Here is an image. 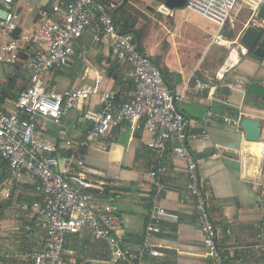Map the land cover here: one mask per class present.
<instances>
[{"label": "crops", "instance_id": "crops-1", "mask_svg": "<svg viewBox=\"0 0 264 264\" xmlns=\"http://www.w3.org/2000/svg\"><path fill=\"white\" fill-rule=\"evenodd\" d=\"M67 1L13 0L15 29L20 34L13 39L12 31H0V53L10 41L25 36L30 40L21 43L16 63L0 61V114L11 112L19 94L30 84L27 66L39 48L34 41L37 27L52 14L54 6L63 7ZM97 1L112 7L121 29L127 22L135 30L141 29V18L146 13L138 3L145 0ZM147 10L151 11L149 7ZM159 14L162 19L174 18L169 10ZM255 23L264 28V24L247 17L239 29L231 25L227 38L225 26L221 32L225 43L221 45L212 43L216 26L211 34L191 44L192 49L186 53L173 52L171 47L156 48L152 32H144L142 40L144 54L165 71L166 84L184 92L178 107L188 121V147L208 195L209 212L226 264H264V56H254L239 43L247 25ZM172 33L179 37L176 30ZM93 34V28L86 29L74 42L67 64L45 75L44 91L93 88L97 83L99 93L119 90L127 94L134 88L131 70L118 62L112 43L104 38L94 42ZM237 82L243 86L236 88ZM198 83L216 89H200ZM122 97L118 96L116 103H121ZM88 111H100L98 95H92L77 110L64 112L59 125L39 119L36 134L57 146L56 155L61 160L69 158L75 146L81 145L78 150L84 161L83 172L106 191L98 200L114 205L126 250L137 255L147 243L160 253L158 257L144 254L143 264H212L196 226L185 164L172 153L175 141H170L165 151L151 150L147 144L154 136L142 126L136 129L124 123L104 138L90 142L86 140L90 123L83 118ZM236 112L239 127L231 123ZM243 118L259 122V143L245 140L240 129ZM67 142L71 145L67 146ZM10 180V171L0 159V246L6 244L0 247V264H24V255L37 250L43 239V231L33 227L28 209L37 198L35 181L20 174L12 181L9 199H5ZM157 209L177 218L160 217L162 232L146 239V224ZM64 260L65 264H108L109 251L103 242L83 234L68 236Z\"/></svg>", "mask_w": 264, "mask_h": 264}, {"label": "built area", "instance_id": "built-area-1", "mask_svg": "<svg viewBox=\"0 0 264 264\" xmlns=\"http://www.w3.org/2000/svg\"><path fill=\"white\" fill-rule=\"evenodd\" d=\"M262 5L264 0H185L184 8L214 23L218 31L212 43L221 45L225 43L221 32L226 25L234 24L237 12L247 7L253 20ZM164 11L166 9L162 6L159 12ZM2 12L5 13L4 18ZM15 19L13 0H0V31H13ZM89 28L94 29V42L104 38L112 43L118 62L127 64L131 70L134 88L127 94L119 90L99 93L97 83L93 88L44 91L45 75L67 64L74 42ZM29 40L25 36L21 40L10 41L2 47L0 61L16 63L21 43ZM34 41L39 48L27 66L30 84L19 94L13 110L0 114V159L11 174L4 198L9 199L12 181L20 174L25 173L34 180L37 198L28 209L32 213L33 227L43 231L38 249L26 253L23 263L65 264L66 238L80 234L107 246L108 264H143L141 259L144 254L160 255L147 243L137 255L122 245L120 220L114 205L98 200L97 197L104 196L106 191L83 172L84 161L78 150L81 145L75 146L69 158L61 160L56 155L57 146L36 134L39 119L59 125L64 112L77 110L92 95H98L100 111H88L83 117L90 123L86 140L96 142L111 130L130 123L136 129L142 126L154 136L147 144L151 150L165 151L169 142L175 141L172 153L185 164L187 190L193 200L196 226L207 249V257L212 264H226L225 253L218 243L209 212L208 195L197 162L188 147V121L178 107V103L185 98L184 92L166 84L161 70L149 56L140 52L133 37L123 33L117 25L112 7L97 0H68L63 7L54 6L52 14L45 16L37 27ZM198 86L200 89H216L210 84L198 83ZM234 86L241 88L243 84L237 82ZM120 95L124 99L118 104L115 99ZM231 123L239 127L238 120ZM164 171L162 169L161 173ZM160 217L177 218L163 209L155 210L146 224V239L162 232Z\"/></svg>", "mask_w": 264, "mask_h": 264}, {"label": "rangeland", "instance_id": "rangeland-1", "mask_svg": "<svg viewBox=\"0 0 264 264\" xmlns=\"http://www.w3.org/2000/svg\"><path fill=\"white\" fill-rule=\"evenodd\" d=\"M138 6L146 13V16H142L141 18L140 28L143 29L146 34L152 32V41L153 43L155 42V47L159 49L171 47L173 52H190L192 49L191 44H196L202 36L211 34L216 28V26H214V28L211 23L207 22L196 13L189 12L185 8L173 10L174 18L170 20V18L166 17L162 19V16L157 12L161 5L153 0L139 2ZM148 7L151 11L147 10ZM250 13L251 10L247 7H244L243 10L236 13L234 17L236 29H239L245 19L250 17ZM226 27L224 31L225 38L228 37V31H230L231 26L228 24ZM175 30L179 33V37L172 35V32ZM2 208L8 210L5 206H2ZM5 245L6 244L2 243L0 247L3 248Z\"/></svg>", "mask_w": 264, "mask_h": 264}, {"label": "water", "instance_id": "water-1", "mask_svg": "<svg viewBox=\"0 0 264 264\" xmlns=\"http://www.w3.org/2000/svg\"><path fill=\"white\" fill-rule=\"evenodd\" d=\"M156 3L162 5L166 10L173 11L175 9L184 8L185 0H153ZM2 18H4L5 13L2 12ZM254 22L264 24V5H262L258 11L255 13ZM20 34L19 29H14L11 33V37L16 39ZM239 43L241 46L247 50L252 51L253 55L256 57L264 56V28L261 24L256 25L250 24L247 25L242 35L239 37ZM112 55V50L109 51V56ZM234 120H238V113L236 112L234 115ZM240 129L244 132V138L248 142L259 143L261 141L260 138V129L259 122L243 118L240 121Z\"/></svg>", "mask_w": 264, "mask_h": 264}, {"label": "trees", "instance_id": "trees-1", "mask_svg": "<svg viewBox=\"0 0 264 264\" xmlns=\"http://www.w3.org/2000/svg\"><path fill=\"white\" fill-rule=\"evenodd\" d=\"M103 4H105V3H103ZM105 5H107V4H105ZM114 19H115V17H114ZM134 28H135L134 26H132L130 23L127 22L126 24H123V26H122L123 31L122 32H124L126 34H128V33L131 34L134 41L138 44L140 52L144 54L143 49H142V40H143V34L145 31L143 29L135 30ZM249 54H251V53H249ZM151 60L161 70L163 77H164V80H165V74H164L165 71H163V69L160 68V66L157 64V62H155L153 59H151ZM110 72H111V69H109L108 74Z\"/></svg>", "mask_w": 264, "mask_h": 264}, {"label": "bare ground", "instance_id": "bare-ground-1", "mask_svg": "<svg viewBox=\"0 0 264 264\" xmlns=\"http://www.w3.org/2000/svg\"><path fill=\"white\" fill-rule=\"evenodd\" d=\"M235 63V62H234Z\"/></svg>", "mask_w": 264, "mask_h": 264}]
</instances>
